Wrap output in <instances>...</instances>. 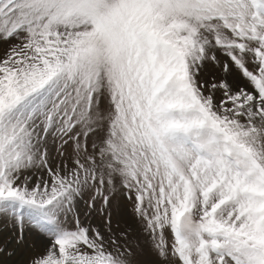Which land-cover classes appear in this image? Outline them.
I'll use <instances>...</instances> for the list:
<instances>
[{
  "label": "snow or ice",
  "instance_id": "snow-or-ice-1",
  "mask_svg": "<svg viewBox=\"0 0 264 264\" xmlns=\"http://www.w3.org/2000/svg\"><path fill=\"white\" fill-rule=\"evenodd\" d=\"M0 264H264V0H0Z\"/></svg>",
  "mask_w": 264,
  "mask_h": 264
},
{
  "label": "rangeland",
  "instance_id": "rangeland-1",
  "mask_svg": "<svg viewBox=\"0 0 264 264\" xmlns=\"http://www.w3.org/2000/svg\"><path fill=\"white\" fill-rule=\"evenodd\" d=\"M118 201H119V198H118Z\"/></svg>",
  "mask_w": 264,
  "mask_h": 264
}]
</instances>
